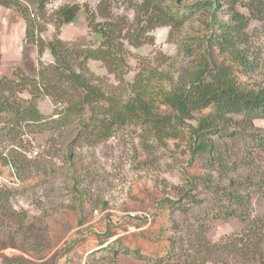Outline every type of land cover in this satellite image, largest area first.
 <instances>
[{
  "label": "rangeland",
  "instance_id": "rangeland-1",
  "mask_svg": "<svg viewBox=\"0 0 264 264\" xmlns=\"http://www.w3.org/2000/svg\"><path fill=\"white\" fill-rule=\"evenodd\" d=\"M16 1L0 3V77L14 79L7 92L12 99H29L35 91L31 81L21 83L23 77L49 92L36 100L43 115L38 122L15 125L9 113L0 118V264L4 256L17 255L25 264H254L253 247L264 248V146L256 147L253 138L264 135V117L214 137L213 169L202 160L191 164L186 132L160 143L141 125L126 124L93 140L82 123L94 113L87 108L66 114L68 103L80 100L60 82L50 49L41 53L40 45L27 40L22 8L35 15L42 44L62 41L77 69L84 52L100 46L88 20L89 12L96 14L94 23L109 20L98 14L101 0H49L45 18L37 0ZM110 1L111 19L125 18L137 36L133 3L143 0ZM74 4L80 6L76 18L59 26L56 11ZM204 27L196 15L179 32L171 34L167 25L145 31L137 45L127 35L123 78L93 58L85 72L108 94L125 98L142 71H173L176 77L191 59L179 50L180 42L191 37L196 46ZM248 32L253 50L264 57V18L252 20ZM259 71L264 77V67ZM198 172L215 174L226 191L231 184L241 201L193 179ZM164 197L173 202L159 205ZM107 231L113 234L103 241Z\"/></svg>",
  "mask_w": 264,
  "mask_h": 264
},
{
  "label": "trees",
  "instance_id": "trees-1",
  "mask_svg": "<svg viewBox=\"0 0 264 264\" xmlns=\"http://www.w3.org/2000/svg\"><path fill=\"white\" fill-rule=\"evenodd\" d=\"M38 8L45 18V9L49 0H37ZM133 1V0H132ZM143 0L134 1L138 13L136 23L138 34L133 35L131 25L125 18L114 21L110 0H101L98 14L109 20L94 23L96 14L89 12V26L100 36V46L89 48L82 55V62L76 69L65 56L66 44L60 40L42 44L43 39L36 37V19L22 8L27 22V40L40 45V52L48 47L55 57L53 67L60 82L68 84L74 98L80 101L69 102L66 114L83 113L89 108L91 118L83 122L82 127L94 139L108 138L115 128L126 124L141 125L147 134H152L163 143L173 137L179 138L183 132L189 135L191 164L202 160L206 165L215 168L217 135L230 136L231 127H243L244 123L255 118L264 117V77H259V70L264 67V57L253 50L251 35L248 32L252 20L264 18V0H193L180 4L176 0ZM17 3L16 0H0V3ZM239 5L246 9L240 11ZM80 11L78 4L67 5L56 11V23L65 25L72 22ZM199 15L204 27L203 35H198L197 45L193 46L191 37L181 41L179 50L190 57V62L180 68L175 77L173 71H142L131 84L129 96L116 98L108 94L102 86L86 74V61L90 58L103 60L113 72L124 76V67L128 66L129 50L123 45V38L130 36L134 45L140 42L145 31L160 25L181 31L193 17ZM60 29V27L58 28ZM128 29V33L125 30ZM85 66V67H84ZM172 66H176L173 63ZM27 81V82H26ZM31 81L32 89L29 99H12L7 92L13 90L14 79L0 77V118L4 114H13V124L38 122L43 118L37 107V98L47 87H42L35 79L23 77L24 85ZM18 82V81H17ZM18 83V84H21ZM25 84V85H26ZM29 85V86H30ZM26 88V87H25ZM80 102V103H78ZM235 116L243 119L237 120ZM256 147L264 146V135L254 136ZM207 187L216 192L223 191L229 200L241 201L239 195L230 188L226 191L220 185L219 178L212 172H198L193 175ZM221 180V179H220ZM240 199V200H239ZM83 203V198H81ZM173 202V198L164 197L159 205ZM79 204L78 207H81ZM232 212V211H231ZM139 221H145L136 217ZM82 224L83 222H81ZM113 231H107L105 240ZM257 254H259L257 257ZM254 264H264V248L256 244L252 250ZM22 256H4L3 264L19 262L25 264ZM47 264H53L51 262Z\"/></svg>",
  "mask_w": 264,
  "mask_h": 264
}]
</instances>
